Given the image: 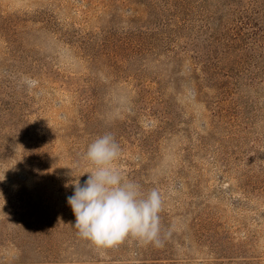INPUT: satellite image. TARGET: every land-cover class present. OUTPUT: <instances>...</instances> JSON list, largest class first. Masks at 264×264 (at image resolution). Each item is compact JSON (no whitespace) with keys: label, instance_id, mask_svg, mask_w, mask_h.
Segmentation results:
<instances>
[{"label":"rangeland","instance_id":"rangeland-1","mask_svg":"<svg viewBox=\"0 0 264 264\" xmlns=\"http://www.w3.org/2000/svg\"><path fill=\"white\" fill-rule=\"evenodd\" d=\"M106 133L162 246L72 226ZM0 264H264V0H0Z\"/></svg>","mask_w":264,"mask_h":264},{"label":"clouds","instance_id":"clouds-1","mask_svg":"<svg viewBox=\"0 0 264 264\" xmlns=\"http://www.w3.org/2000/svg\"><path fill=\"white\" fill-rule=\"evenodd\" d=\"M120 152L111 133L87 146L82 156L90 165L82 173H88L87 179L81 184L77 177L74 193L67 197L75 216L72 226L96 248L115 247L128 237L162 246V195L156 188L145 191L140 184L125 179L114 166Z\"/></svg>","mask_w":264,"mask_h":264}]
</instances>
